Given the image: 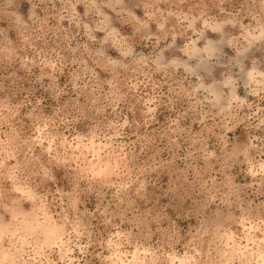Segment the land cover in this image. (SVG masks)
I'll return each instance as SVG.
<instances>
[{
  "label": "rangeland",
  "instance_id": "obj_1",
  "mask_svg": "<svg viewBox=\"0 0 264 264\" xmlns=\"http://www.w3.org/2000/svg\"><path fill=\"white\" fill-rule=\"evenodd\" d=\"M0 264H264V0H0Z\"/></svg>",
  "mask_w": 264,
  "mask_h": 264
}]
</instances>
